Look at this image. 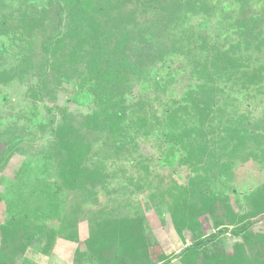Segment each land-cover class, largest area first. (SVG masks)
I'll list each match as a JSON object with an SVG mask.
<instances>
[{"label":"trees","instance_id":"16d2710c","mask_svg":"<svg viewBox=\"0 0 264 264\" xmlns=\"http://www.w3.org/2000/svg\"><path fill=\"white\" fill-rule=\"evenodd\" d=\"M233 2L238 5L231 17L236 37L227 48L197 33L195 51L200 53L189 56L192 38L185 34L188 52L173 46L166 56L159 52L146 61L145 54L132 50L137 39L154 45V26L169 23L167 30L177 31L184 9L198 8L206 19L214 7L206 0H0V102L15 86L27 103L19 114H0V252H51L68 239L77 243L74 255L82 264H264V236L250 230L264 219V182L248 194L250 210L235 212L225 204L223 217L214 205L221 193L208 184L209 174L213 182L232 178L239 158L264 166V115L252 119L250 112L232 108L234 97L229 103L219 98L227 81H240L245 90L255 85L264 93L259 84L264 65L250 67L240 53L243 43L256 50L264 44V0ZM252 2L260 3L259 12H248L254 10ZM129 6L152 11L154 18L135 23L130 10L122 13ZM179 52L186 53L185 69H169L163 77ZM181 75L187 78L181 101L163 105V94L175 93ZM66 86L71 94L65 105L55 103ZM40 103L48 116L42 120ZM69 103L84 111H72ZM157 103L163 105L160 111ZM39 139L46 141L37 153L24 150L28 141ZM148 139L155 140V153L140 154V142ZM98 140L117 160H110L115 167L96 158ZM19 154L24 158L14 175H4ZM121 160L126 164L119 165ZM152 167L173 172L187 167L194 176L185 185L173 180L160 188L152 184ZM120 174L121 189L136 198L148 193L146 209L167 211L166 231L171 224L181 238L184 230L191 231L188 246L168 255L147 235L142 208L129 215L98 206L100 191H108ZM82 218L87 230L79 240ZM209 218L214 232L208 231ZM225 233L240 240L229 249L210 251Z\"/></svg>","mask_w":264,"mask_h":264},{"label":"rangeland","instance_id":"374dc122","mask_svg":"<svg viewBox=\"0 0 264 264\" xmlns=\"http://www.w3.org/2000/svg\"><path fill=\"white\" fill-rule=\"evenodd\" d=\"M193 1V0H191ZM208 3L213 6L214 12L212 11V15H210L208 18L204 19V16L206 15L203 12H199L197 7V10H190L188 11L187 9H184L183 12H181L179 15L180 20H179V25L178 29H176L172 32L167 30L170 26L173 24H166V27H158L154 26V31H155V37L156 41L155 44H147L146 42H142L140 44L141 40L137 39V41L132 45V50L134 53L141 52V56L145 54L143 59L147 61V59L152 58L156 55L159 54V52H164V56L167 54L169 49L171 50V47L177 46L180 47V50L182 52H186L188 43L187 40L184 41L182 37L186 34L191 35V45L189 44V50H191L189 56L193 55H198L200 53V50H196L197 48V43L194 41L197 37V33L200 34L202 40L209 42L210 44H215V40L218 43L220 47L225 46L227 48L231 42H234V38L236 37L235 29L234 27V20H232V16L236 17V9H237V4L233 2V0H206ZM252 4H254L252 2ZM257 5V4H255ZM259 8V7H258ZM126 10H130L132 14H134V21L135 23H145L151 22V18H154V14H152V11H147V12H142L139 11L140 7L137 6V9L133 6H129L127 8H124L122 11L123 14H125ZM188 11V12H187ZM255 11H257L255 9ZM183 15H186V17H183ZM188 15V17H187ZM206 23L205 27H203V23ZM133 26V25H132ZM203 31L201 34L200 32ZM224 32H228L227 36H224ZM176 40H182V42ZM35 44L38 46V42L35 39ZM200 44V42H198ZM160 50V51H159ZM172 52V51H171ZM177 52V51H176ZM188 52V51H187ZM143 53V54H142ZM186 53L181 54L179 52V55H173L174 56V61L176 63L172 64L171 67L167 68L166 71H164L163 77H167L169 75L168 70L170 71H178L180 68L181 70L185 69L184 63H182L183 56H185ZM249 55L251 57V65L250 67H253L252 63H257V65H264V48L262 47L261 50H254V51H247L246 55ZM141 57V58H142ZM155 58V57H154ZM142 60V59H141ZM247 62V61H246ZM249 63V62H247ZM249 67V68H250ZM163 74V73H162ZM178 77V76H177ZM176 77V82L175 84L176 89L175 93H165L162 96V104L169 107L173 106L176 104L174 99L177 100L179 103L181 101L182 93L186 90V83H187V78L181 75L179 80ZM224 86L223 91L219 92V98L222 99L220 100V103H222L224 100L229 103V99L227 98V90L229 88H233L234 90L238 91V88H241V82H232V81H227L225 84L221 83ZM259 84L261 85V88L264 89V75L261 76L259 80ZM173 83L169 85L170 89L172 88ZM7 88V87H6ZM27 86L23 85V89H26ZM2 90V87L0 88ZM15 86H10L6 92H7V99L3 100L0 102V114L1 116H7L8 114H14L18 113L21 109L25 107L27 104L23 100L24 97V92H16ZM169 89V90H170ZM168 90V91H169ZM139 93V90L134 91L135 96ZM23 94V95H22ZM71 94V89L70 87L66 86L64 89H60L57 92V100L55 103L60 104V105H65V100L66 98L69 97ZM252 95H255L256 97L253 98L254 101L257 99L259 100V97L256 93L252 92ZM154 97L151 96V98ZM262 99H260V103H251L249 107L245 106V111L244 114H247L250 112L251 118H260L264 115V93H261ZM232 97H230L231 99ZM235 99L230 102L233 104L232 108H235V110L243 111L241 110L244 106L245 101L247 100L246 98L242 99L238 95L237 97H234ZM44 103V102H43ZM43 103H40L39 106V120L46 119L48 117L46 114V109L45 105ZM46 104L52 105V102H46ZM161 103H157L155 106V109L157 111H160L162 108ZM69 108L72 111L78 112V111H84V108L74 104V103H69L68 104ZM261 106V107H260ZM248 108V109H247ZM81 109V110H80ZM0 116V117H1ZM3 119L0 120L2 122ZM25 123L24 120L21 119V124ZM4 127V126H2ZM217 128V127H216ZM35 134H40V132H36ZM211 138L212 135H209ZM100 138V137H99ZM101 139V138H100ZM38 142L35 141H28L27 144H24V150L26 152H33L37 153V150H39L40 144L44 143L46 140L45 139H39L37 140ZM156 142L155 140H146V142H140L139 144V153L143 155H150L151 153H155L157 147H156ZM96 149V158L100 160H108V163H112L110 160H114L115 158L112 157L110 152L106 149L104 145H102V142L98 140L97 144L95 145ZM27 156V155H26ZM23 156L21 154L15 155L6 168L3 171V174L6 176H12L14 175L18 165L20 162L23 160ZM224 159V158H223ZM116 160V159H115ZM117 161V160H116ZM126 164L123 160L120 161L119 165ZM112 165L115 167V163H112ZM238 171L236 172V178L233 180L232 183H228V178L223 181V177H220V179H217L216 181L213 178L210 177L209 174V188L212 189V187H215V189L221 193V195L215 200L214 205L216 206V215L219 217H223L225 214V204L229 205L234 209V211H239V212H245L247 210H250L249 208V201H248V194L250 193V189H247L248 187L251 188L252 186H255L256 184H259L260 182L263 181L264 179V167L259 166L253 162L251 163H240L238 165ZM129 169V168H128ZM133 171L130 169V172ZM119 174V173H118ZM122 174V173H121ZM118 175L115 178H112L110 181V185L108 186V191L106 189H103L100 191L98 198L96 200V203L98 206H108L111 207V209L115 210V212H118L119 214H129L132 215L138 208H142L145 218L147 219L148 225L150 227L149 232L147 235L151 238L152 241L157 242L164 252L168 255L170 254H175L179 253L181 250H183L186 246L190 244L192 241V234L191 231L189 230H184L183 231V238H181L175 231L173 232V227L172 224L167 226L169 228L168 231L165 229V219H168L169 215L167 211H165L162 214H158L157 212L154 211H149V209H146L145 205L148 208V205L150 203L149 198H148V193L142 192L139 194V198H136V195L132 194L130 191L121 189L118 185V179L122 175ZM152 175H153V180L152 184L154 186H160L162 188L163 186H170L174 181L173 184H180L185 185L187 182L190 180V176H194L192 173L191 175L188 173V168L187 167H178V169L173 172L169 171V168H160V167H152ZM233 185V186H232ZM232 186V187H231ZM148 187V186H147ZM1 188V185H0ZM134 189L133 187H130ZM147 189V188H146ZM234 190V191H233ZM151 191V190H150ZM148 191V192H150ZM114 199V200H112ZM137 201H140V205L137 203ZM238 201V202H237ZM163 209V208H162ZM161 209V210H162ZM161 213V212H160ZM83 221L80 222L78 225V230H79V240H83V235L86 233L87 230V221L85 218H82ZM87 219V218H86ZM254 219V218H253ZM169 221V220H168ZM208 231L209 232H214L215 229L212 227L213 225V220L212 218H209V223H208ZM251 232L254 234L258 235H263L264 236V219L259 220L255 223H253L251 227ZM81 238V239H80ZM239 238L231 236L229 233H225L221 236L219 241L215 244L209 245V250L210 251H218L220 249H229L232 245V243L239 241ZM186 242V243H185ZM61 244V248H56V246ZM77 245L76 242L69 241L68 239H64L63 241H60V243H57L54 248H52L51 252H69V257L71 260L72 264H82V262H78L74 253L75 252V246ZM178 260V259H176ZM137 264H143L139 261H137Z\"/></svg>","mask_w":264,"mask_h":264},{"label":"crops","instance_id":"0c3cea01","mask_svg":"<svg viewBox=\"0 0 264 264\" xmlns=\"http://www.w3.org/2000/svg\"><path fill=\"white\" fill-rule=\"evenodd\" d=\"M61 248V244L56 246ZM69 252H0V264H72ZM75 254V252H73Z\"/></svg>","mask_w":264,"mask_h":264},{"label":"flooded vegetation","instance_id":"af4514ba","mask_svg":"<svg viewBox=\"0 0 264 264\" xmlns=\"http://www.w3.org/2000/svg\"><path fill=\"white\" fill-rule=\"evenodd\" d=\"M254 4H252V3H250V5L252 6V8L254 9V10H251V11H248V12H259L260 11V7H261V5H260V3L259 2H253ZM255 4H257V5H255ZM259 7V8H258ZM255 9L257 10V11H255ZM254 41H255V43L257 42V37H256V39H254ZM262 47L264 48V44L263 45H261V49H262ZM241 49H242V51H240V53L243 55L242 57H243V59H242V61L243 62H245V63H247V62H249L250 64H251V62H250V60H251V58L250 59H248L247 60V56H249V55H247V56H245L246 55V52L247 51H254V50H256V48H252V49H250V48H246V45H245V43H243L242 44V46H241ZM240 49V50H241ZM260 49V50H261ZM247 61V62H246ZM252 64H254V65H257V63H252ZM258 86V85H257ZM252 92H254V93H256L257 95H258V97H259V100L257 99L256 101H254L253 100V98L254 97H256L255 95H252ZM226 94L228 95L227 96V98L228 99H230V97H237L238 95L240 96V98L242 99V97L245 99H247L246 101H245V103H244V106H243V108L241 109V110H243V111H239V110H237L238 112H241V113H243L244 114V111H245V106L247 107H249V105L251 104V103H260V99H262V97H261V92L257 89V87L255 86V85H250V87H249V90H245L244 88H238V91H236V90H234L233 88H229L228 90H227V92H226ZM261 104V103H260ZM252 105V104H251ZM261 107V106H260ZM248 109V108H247ZM251 162H253V163H255V164H257L258 166H259V168H260V166H261V164L260 163H258V162H256L255 160H252V159H249L248 161H242L241 160V158H239L238 160H237V162H236V164L234 165V176L232 177V178H230V179H228L229 181H228V183H232L233 182V180L236 178V172L239 170L238 169V167H237V163H238V165L240 164V163H244V164H247V163H251ZM262 167H264L263 166V164H262ZM226 180V178L225 177H223V181H225ZM235 181V180H234ZM262 182H264V179H263V181ZM262 182H260L259 184H261ZM234 183V182H233ZM259 184H256L255 186H252L251 188H247V189H250V191H252L254 188H256L257 186H259ZM233 186V185H232ZM231 186V187H232ZM234 191V190H233Z\"/></svg>","mask_w":264,"mask_h":264}]
</instances>
